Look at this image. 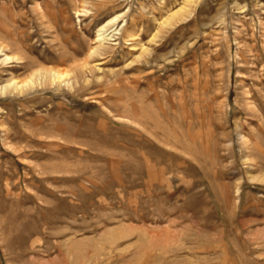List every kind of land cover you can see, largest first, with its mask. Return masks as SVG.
Masks as SVG:
<instances>
[{
	"label": "rangeland",
	"instance_id": "374dc122",
	"mask_svg": "<svg viewBox=\"0 0 264 264\" xmlns=\"http://www.w3.org/2000/svg\"><path fill=\"white\" fill-rule=\"evenodd\" d=\"M185 1L0 0V264H264V0Z\"/></svg>",
	"mask_w": 264,
	"mask_h": 264
},
{
	"label": "bare ground",
	"instance_id": "6f19581e",
	"mask_svg": "<svg viewBox=\"0 0 264 264\" xmlns=\"http://www.w3.org/2000/svg\"><path fill=\"white\" fill-rule=\"evenodd\" d=\"M200 0H186L185 1V4L187 5V6H190V8H192V6L194 7V5H196V4H198V2H199ZM114 20H116V18H113V19H111V20H109V21H107V23H105L100 29H99V31H98V38L100 39L99 41H102V40H104L105 38H106V28L108 27V25L109 24H111V22H113ZM135 37V35H130V38L131 39H133ZM58 72V71H57ZM57 72H54L53 70H46V71H44V74L42 75V78H41V80L42 79H44V80H47V76H49L53 81L54 80H56L57 79V81L58 80H63V78H64V75H62V74H59V73H57ZM39 75V74H38ZM41 75V74H40ZM37 76V75H36ZM67 76V75H66ZM39 77V76H38ZM49 78V79H50ZM16 80V79H15ZM29 81H32V80H29ZM13 82V81H12ZM27 82V81H26ZM32 82H34V81H32ZM31 83V82H30ZM53 83V82H52ZM37 84H39L38 83V81H35L33 84L31 83V84H29V83H24V82H14V83H12V84H10V85H7V87L5 88H3L4 90L6 89V90H8V92L9 93H14V92H18V93H21V94H23V93H26V91L29 89L28 87H32V88H30V90L31 89H34L35 87H36V85ZM40 84H41V82H40ZM28 88V89H27ZM2 89V90H3ZM3 90V91H4ZM5 90V91H6ZM29 90V91H30ZM5 91H4V93H5ZM17 93V94H18ZM3 94V93H2Z\"/></svg>",
	"mask_w": 264,
	"mask_h": 264
}]
</instances>
